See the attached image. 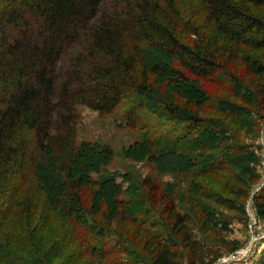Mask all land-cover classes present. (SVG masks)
I'll return each instance as SVG.
<instances>
[{"label": "trees", "instance_id": "obj_1", "mask_svg": "<svg viewBox=\"0 0 264 264\" xmlns=\"http://www.w3.org/2000/svg\"><path fill=\"white\" fill-rule=\"evenodd\" d=\"M128 96L144 135L124 156L191 177L187 191L114 171L111 145L79 140L80 105L110 115ZM256 119L264 0H0V264H177L196 246L178 201L209 222L217 205L245 212L264 158L228 120L264 131ZM226 172V193L202 181ZM255 198L264 218V188Z\"/></svg>", "mask_w": 264, "mask_h": 264}, {"label": "rangeland", "instance_id": "obj_2", "mask_svg": "<svg viewBox=\"0 0 264 264\" xmlns=\"http://www.w3.org/2000/svg\"><path fill=\"white\" fill-rule=\"evenodd\" d=\"M239 72L249 81L254 84L252 75L246 72V69L239 65ZM211 92L225 97L233 98L229 93L216 85H206ZM137 100L133 96H128L119 106L117 111L110 115H101L98 111L87 106L80 105L78 111L80 118L78 122V138L80 141H92L107 143L111 145L115 151V157L111 164L112 170L127 171L133 170L141 178L152 175L165 185L169 182H178L176 191H187L192 180L191 177L185 175L174 176L170 173H161L155 169L154 164L146 160L133 161L131 158L124 156V152L136 140H139L144 134L143 131L134 130L129 127L124 119V114L127 108ZM195 107V105H192ZM202 114L205 116L223 117L216 110L200 107ZM144 114L151 119L154 132H163L171 128V125L162 123L160 118L148 112ZM228 122L241 134V139L252 144L256 152L263 155L264 158V131L259 128L247 129L245 126L239 125L233 120ZM264 126V122L257 120L255 125ZM256 132V133H255ZM259 178L251 183L249 191L246 195L245 212L241 213L235 209H228L221 206L215 207L216 220L209 222L208 219L202 217L201 212L192 206L191 209L184 205L183 201H178L179 210L189 214V222L192 227V238L196 241L194 249L184 247V254L177 260V264H220L225 258L232 257L229 264H264V218L259 216V210L256 202V195L262 193L264 188V161L257 164ZM226 174H213L212 177L204 176L202 181L209 184V187L215 191L226 193L223 182ZM122 180V178H120ZM243 185V184H242ZM164 186L159 190V194L163 192ZM241 199V198H240ZM243 199V198H242ZM160 203L156 204L158 209ZM161 210V209H160ZM189 210V211H188ZM264 216V213H263ZM220 217V219H217ZM121 226V222L119 223ZM116 223L117 226H119ZM130 226V224H129ZM131 230L136 234L133 236V241L142 247L141 240H145L147 235L144 232L137 231L131 225ZM140 237V238H137ZM251 243L252 246L250 245ZM248 246L252 247L251 251L247 250ZM250 254V255H249Z\"/></svg>", "mask_w": 264, "mask_h": 264}, {"label": "built area", "instance_id": "obj_3", "mask_svg": "<svg viewBox=\"0 0 264 264\" xmlns=\"http://www.w3.org/2000/svg\"><path fill=\"white\" fill-rule=\"evenodd\" d=\"M252 244H253V243H251L250 245L252 246ZM251 246H248V249H246V251H247V250L251 251V250H252V247H251ZM252 252H253V251H251V254H252ZM249 255H250V254H249ZM230 261H232V257H230V258H225L223 261L220 262V264H229Z\"/></svg>", "mask_w": 264, "mask_h": 264}]
</instances>
